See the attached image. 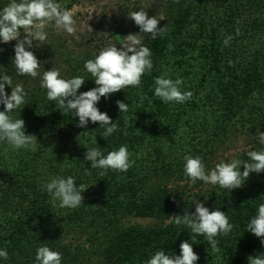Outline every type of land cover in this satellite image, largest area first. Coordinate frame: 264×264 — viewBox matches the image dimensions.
I'll use <instances>...</instances> for the list:
<instances>
[{
	"label": "trees",
	"instance_id": "obj_1",
	"mask_svg": "<svg viewBox=\"0 0 264 264\" xmlns=\"http://www.w3.org/2000/svg\"><path fill=\"white\" fill-rule=\"evenodd\" d=\"M76 1L55 0L62 9ZM117 1L127 18L140 10L148 18H163L158 28L166 30L155 39L128 18L129 34L140 35L142 45L150 49L153 68L142 76L139 87L97 103L118 125L108 137L103 136L105 128L90 120L86 128L77 127L79 118L49 101L40 85L24 90L26 103L12 116L25 121V134L35 135L38 143L35 150L13 151L0 142V250L8 253L0 264H36L41 246L59 252L61 264H146L160 250L179 255L181 242L193 243V234L170 217L195 213L197 201L210 211L225 212L234 227L227 236L216 237L219 253L211 251L205 236H196V264H248L249 257L264 255L261 239L247 232L264 203V172L250 173L242 188L229 192L199 180L191 183L184 175V156L201 157L210 171L221 162L248 161L249 151H264L259 140V133H264V0ZM11 2L0 0V11ZM229 35L233 39L225 46ZM15 45L0 42V75H10L13 87L22 78L13 61ZM26 50L38 60L46 54L34 45ZM49 52L56 54V49ZM96 55L85 52L66 59L61 78L81 76L86 81L78 95L96 87L84 67ZM160 76L182 79L181 90L191 91V99L178 104L157 98L154 81ZM5 92L10 96L11 87L6 85ZM117 101L128 104V112L120 113ZM83 132L88 133L80 136ZM233 135H243L250 147L234 159L220 161L218 150ZM123 145L134 161L127 172L108 170L101 176L102 169H91L85 160L86 148L99 147L106 156ZM57 176H71L77 185L89 188L82 194L83 205L60 208L42 190ZM173 182L191 183L197 190L171 194L168 184ZM127 217L159 222L125 225Z\"/></svg>",
	"mask_w": 264,
	"mask_h": 264
},
{
	"label": "clouds",
	"instance_id": "obj_2",
	"mask_svg": "<svg viewBox=\"0 0 264 264\" xmlns=\"http://www.w3.org/2000/svg\"><path fill=\"white\" fill-rule=\"evenodd\" d=\"M178 2V0H175ZM135 22L141 33L151 34L155 39L163 35L166 27L158 28L160 20L156 17L148 18L146 11H133L128 16ZM52 24L57 31H63L68 35H75L77 32L76 20L73 12L62 9L55 0H12V2L0 11V42L8 43L16 41L14 47V64L18 77L29 76L33 79L41 77L40 87L46 90L47 99L55 101L57 107L64 113H71L79 118L76 125L79 128H86L89 120L92 123H99L105 128L104 137L111 136L118 130L117 123H113L107 113H102L97 108L101 98L107 99L110 94L118 93L128 87H139L142 76L153 68L151 51L142 45L140 35L129 34L124 38L115 36L116 42L122 45L117 49L114 44L99 51L94 59L85 62L84 67L94 78L96 87L78 95L79 89L85 84V79L76 76L71 79L61 78L58 69L52 67L49 71H43L41 76L40 68L42 62L37 59L30 50L33 41L43 45L48 39L46 27ZM21 30L25 33L20 39ZM237 35L239 32L237 31ZM232 36H227L223 43L228 46ZM47 63V62H43ZM231 61L229 64L231 65ZM154 95L164 103L175 102L183 104L191 99V91H182L183 80L178 78L173 81L166 76L157 77L154 81ZM11 87V95L5 92V86ZM27 93L22 84L17 83L13 87L12 77L7 73L0 75V104L4 111H0V142H6L13 151L35 150L38 143L35 135H26L25 121L21 118L14 119L12 113L21 105H25ZM143 99V97H142ZM120 113H126L129 105L117 101ZM138 131V130H137ZM88 132L80 134L84 135ZM127 133L125 132V135ZM79 137V136H78ZM259 140L264 144V133H259ZM85 160L90 162L91 169H102L99 175H106L108 170L114 172H127L133 166L130 161V154L127 145L121 146L117 151H111L106 156L101 148H86ZM248 161L234 159L231 162L218 163L212 170L206 171L205 165L199 156H184V175L191 183L197 180L213 186L219 185L222 189L231 192L234 189L242 188L250 173L264 172V151H249ZM243 167V172L240 171ZM89 175L90 170L85 169ZM89 188L84 184L77 185L71 176L63 178L57 176L42 185L53 202L58 201L60 208L76 209L84 200L82 195ZM195 203V213L185 211L184 215L171 216L177 226L184 225L193 234V243L188 240L181 242L179 255H168L164 250L157 251L146 264H196L199 257L193 250L196 236H205L211 246V251L219 253L217 236H227L233 229L225 212L216 209L210 211L199 201ZM247 232L261 239L264 244V203L258 207V214L251 219L247 225ZM0 258L8 259L6 250H0ZM62 256L59 252L51 250L47 246H41L36 250V264H61ZM248 264H264V255L249 257Z\"/></svg>",
	"mask_w": 264,
	"mask_h": 264
},
{
	"label": "rangeland",
	"instance_id": "obj_3",
	"mask_svg": "<svg viewBox=\"0 0 264 264\" xmlns=\"http://www.w3.org/2000/svg\"><path fill=\"white\" fill-rule=\"evenodd\" d=\"M73 12V17L76 20L77 32L75 35H68L63 31H57L54 25L49 24L45 31L48 34V39L41 45L37 43V48L45 49L46 54H43L39 60L42 62L40 73L49 71L53 68L58 69L61 74H64L66 69V59H72L85 52L98 54L100 50L114 46L119 50L122 45L116 42L114 37H126L130 33V21L121 11L120 3L117 0H77L68 9ZM25 33L21 31L20 39H23ZM15 40L6 43L10 45ZM34 47L36 42L33 41ZM56 49V54H51L50 48ZM47 62V63H43ZM41 77L33 79L29 76H23L17 81L23 85L25 89H31L40 85ZM250 147L248 140L243 135H233L217 153V158L222 160H230L236 158L241 151L247 150ZM197 189L189 183H170L168 190L171 194L181 191L182 189ZM156 219H142L135 217H127L124 220L125 225H140L143 227L154 226L158 224Z\"/></svg>",
	"mask_w": 264,
	"mask_h": 264
}]
</instances>
